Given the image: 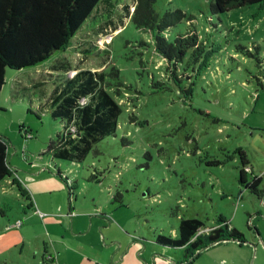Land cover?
<instances>
[{
    "label": "rangeland",
    "instance_id": "374dc122",
    "mask_svg": "<svg viewBox=\"0 0 264 264\" xmlns=\"http://www.w3.org/2000/svg\"><path fill=\"white\" fill-rule=\"evenodd\" d=\"M133 1L101 0L99 13H92L66 51L37 66L7 70L0 136L9 145L8 160L46 154L50 139L63 131L46 99L78 69L105 70L106 89L123 111L115 134L82 160L55 159L72 180L74 210L88 219L72 234L55 219L46 224L32 215L10 177L0 182V264H115L111 250L120 251L121 243L125 255L119 253L117 264H149L146 257L163 251L155 233L177 236L181 218H199L209 227L227 219L249 236L247 211L257 198L239 181L237 149L264 151V132L254 128L264 127V2L214 14L212 0H157L160 15L177 8L187 14L164 33L168 41L195 29L204 47L202 58L195 61L188 52L173 73L153 35L130 19L115 18L112 32L100 31L120 13L119 2ZM88 23L99 32L87 31ZM93 41L102 48L111 43L100 51L91 48ZM113 68L118 76L110 75ZM98 232L106 236L99 244ZM169 253L179 259L182 250Z\"/></svg>",
    "mask_w": 264,
    "mask_h": 264
},
{
    "label": "trees",
    "instance_id": "16d2710c",
    "mask_svg": "<svg viewBox=\"0 0 264 264\" xmlns=\"http://www.w3.org/2000/svg\"><path fill=\"white\" fill-rule=\"evenodd\" d=\"M100 1L0 0V93L8 69L20 70L37 66L50 59L56 52L66 51L71 46L76 33L92 18V13L95 11L99 13ZM156 1L134 0L133 5L119 2L120 13L116 16L111 15L99 29L108 34L109 30L113 31L112 23L115 18L121 23H124L125 19H130L138 30L153 35L156 51L168 62V69L174 67V73L177 71V64L184 61L188 52L192 51L195 61L199 57L202 58L204 47L195 29H191L186 34H178L174 42L168 41L165 36L166 31L176 27L187 17V14L177 8L169 9L160 15L155 9ZM263 2L264 0H212L211 11L219 14ZM189 20H192V17H189ZM91 26L92 23L91 25L88 23L85 29L91 30L92 33L99 32ZM110 43H105L102 48L98 42L93 41L91 48L105 50ZM206 56H209L208 52ZM206 61L207 59L203 61L201 67L206 65ZM110 75L118 76L119 70L113 68ZM106 79L105 70L93 71L82 68L59 86L60 93L51 105L52 115L56 119H61L63 131L50 139L45 153L54 159L78 162L99 140L115 134L123 109L107 91ZM190 92H192L191 88ZM8 151L7 141L0 136V182L11 176ZM237 154L241 161L240 183L260 195L258 190L260 179L254 178L251 184L248 183L245 169L248 161L245 150L239 148ZM214 163L220 164L221 161L216 160ZM57 173L68 185L72 183V180L62 175L61 170L58 169ZM19 187L22 191L20 185ZM73 189L70 188V192ZM204 227V221L199 218H181L177 236L155 233L153 240L166 247L187 246L191 254L225 239L246 241L245 234L240 229L222 218H218V225L208 233L201 232Z\"/></svg>",
    "mask_w": 264,
    "mask_h": 264
},
{
    "label": "crops",
    "instance_id": "0c3cea01",
    "mask_svg": "<svg viewBox=\"0 0 264 264\" xmlns=\"http://www.w3.org/2000/svg\"><path fill=\"white\" fill-rule=\"evenodd\" d=\"M60 66L64 67L65 65ZM58 68L59 66H57V69ZM260 83L262 84L264 91V77L263 82ZM58 88V86L53 88L49 98L46 99V105L50 104V107H52V101L57 94L60 93ZM254 128L256 130L259 129L258 131L262 129L264 132V127ZM253 133L254 132L251 133L252 136ZM245 153L248 161V165L245 168L248 183L250 182L251 184L254 178L260 179L258 183L260 195L252 192L251 190L257 200L253 211H247L249 221L253 227L249 228L251 229L249 236L247 237V234L245 235L246 241L225 239L207 245L205 248L195 251L194 254L189 253L187 246L178 247L182 250V255L179 259L173 257L170 253L168 254V250H172L174 248L161 246L156 243L163 250L161 255L157 256V254H159L158 252L151 253L152 255L150 254L146 257L145 262L148 261L149 264H264V151L253 150L249 152L245 150ZM46 154H39V156H35L34 159L29 156H25L24 158L18 157L16 159H9V163L15 165L14 167L10 166L11 176L8 181H12L13 184L22 185L21 192L26 196L25 198L28 199V208L26 209L32 210V215L42 217L43 220H46V224L48 222L47 219H55V222L58 225L63 226L65 231L72 234V229H74L77 225L88 221V219L86 214L82 212L77 213L74 210L71 197L72 191L70 192L72 183L68 185L66 181H64V178L58 175L57 171L58 169L61 170V168L57 167V163L51 155V158H47ZM22 159L26 162H23ZM26 164H28V167H25ZM52 165H54L56 169ZM240 168L241 166L239 167V171ZM19 170L22 171V173ZM62 173L63 176L68 175L66 172ZM236 217L237 210L235 213V218ZM90 219L93 224L95 217ZM98 221L99 227H103L102 223H104V221H100L99 219ZM225 221H227V219ZM217 225H212L210 227L205 225L201 232L204 230V233H208ZM243 233L245 234V232ZM96 237L97 244L102 241V238H104V240L106 238V236L100 235L99 232ZM122 248L123 246L121 243L120 251L119 248L117 251L114 249L111 250L112 261L115 262V264L120 261L119 253H121L120 256H123ZM123 252L125 255V251ZM127 253L128 252H126V254ZM207 253H209V255ZM94 255L95 254L92 251H89L87 256L95 258ZM97 259L98 258L96 257V260ZM142 264H144V262H142Z\"/></svg>",
    "mask_w": 264,
    "mask_h": 264
},
{
    "label": "built area",
    "instance_id": "2783aa9c",
    "mask_svg": "<svg viewBox=\"0 0 264 264\" xmlns=\"http://www.w3.org/2000/svg\"><path fill=\"white\" fill-rule=\"evenodd\" d=\"M30 138H31V134H29ZM18 225H20V221L18 222Z\"/></svg>",
    "mask_w": 264,
    "mask_h": 264
}]
</instances>
